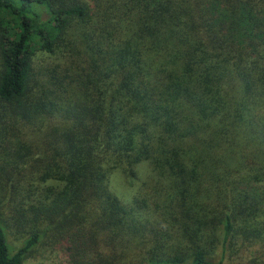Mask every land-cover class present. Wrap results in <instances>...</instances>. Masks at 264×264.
Listing matches in <instances>:
<instances>
[{
	"label": "trees",
	"instance_id": "1",
	"mask_svg": "<svg viewBox=\"0 0 264 264\" xmlns=\"http://www.w3.org/2000/svg\"><path fill=\"white\" fill-rule=\"evenodd\" d=\"M37 250L264 264V0H0V264Z\"/></svg>",
	"mask_w": 264,
	"mask_h": 264
},
{
	"label": "rangeland",
	"instance_id": "2",
	"mask_svg": "<svg viewBox=\"0 0 264 264\" xmlns=\"http://www.w3.org/2000/svg\"><path fill=\"white\" fill-rule=\"evenodd\" d=\"M112 188L117 193H122L125 190V184L118 176L111 178ZM22 264H65L62 254L58 250H37L31 256L26 258Z\"/></svg>",
	"mask_w": 264,
	"mask_h": 264
}]
</instances>
